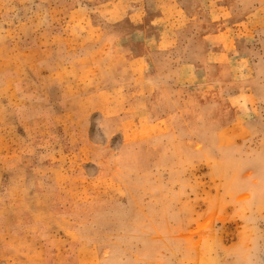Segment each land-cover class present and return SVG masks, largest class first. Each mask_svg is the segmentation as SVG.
<instances>
[{"label":"rangeland","instance_id":"374dc122","mask_svg":"<svg viewBox=\"0 0 264 264\" xmlns=\"http://www.w3.org/2000/svg\"><path fill=\"white\" fill-rule=\"evenodd\" d=\"M0 264H264V0H0Z\"/></svg>","mask_w":264,"mask_h":264}]
</instances>
